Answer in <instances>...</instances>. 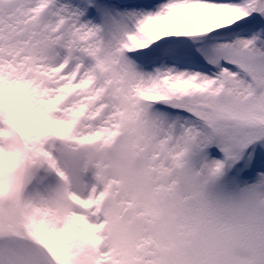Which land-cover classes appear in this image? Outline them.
Listing matches in <instances>:
<instances>
[{
    "label": "snow or ice",
    "instance_id": "snow-or-ice-1",
    "mask_svg": "<svg viewBox=\"0 0 264 264\" xmlns=\"http://www.w3.org/2000/svg\"><path fill=\"white\" fill-rule=\"evenodd\" d=\"M0 245L264 264V0H0Z\"/></svg>",
    "mask_w": 264,
    "mask_h": 264
},
{
    "label": "clouds",
    "instance_id": "clouds-1",
    "mask_svg": "<svg viewBox=\"0 0 264 264\" xmlns=\"http://www.w3.org/2000/svg\"><path fill=\"white\" fill-rule=\"evenodd\" d=\"M13 247H17V248L19 249V248H21V247L26 248L27 246H26V245H24V246H17V245H14ZM7 248H8L7 245H0V249L3 250V256H4V258H5V259H4V264H8L7 259H6V257H7Z\"/></svg>",
    "mask_w": 264,
    "mask_h": 264
}]
</instances>
